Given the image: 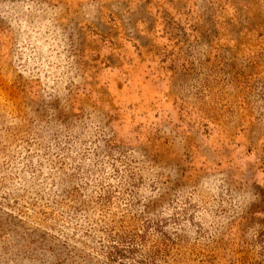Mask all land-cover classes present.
I'll return each mask as SVG.
<instances>
[{"label": "rangeland", "instance_id": "1", "mask_svg": "<svg viewBox=\"0 0 264 264\" xmlns=\"http://www.w3.org/2000/svg\"><path fill=\"white\" fill-rule=\"evenodd\" d=\"M0 264H264V0H0Z\"/></svg>", "mask_w": 264, "mask_h": 264}, {"label": "trees", "instance_id": "2", "mask_svg": "<svg viewBox=\"0 0 264 264\" xmlns=\"http://www.w3.org/2000/svg\"><path fill=\"white\" fill-rule=\"evenodd\" d=\"M119 243H120V244H121V243H123V240H122V239H120ZM113 249H115V251H114V254H115L116 256H118V257H119V255H120V254H119V253H120V251H118V250H117L116 246H114V247H113Z\"/></svg>", "mask_w": 264, "mask_h": 264}]
</instances>
